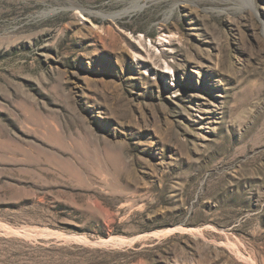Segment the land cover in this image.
Segmentation results:
<instances>
[{
  "label": "rangeland",
  "instance_id": "1",
  "mask_svg": "<svg viewBox=\"0 0 264 264\" xmlns=\"http://www.w3.org/2000/svg\"><path fill=\"white\" fill-rule=\"evenodd\" d=\"M41 229L66 264H264V0H0V237Z\"/></svg>",
  "mask_w": 264,
  "mask_h": 264
},
{
  "label": "trees",
  "instance_id": "2",
  "mask_svg": "<svg viewBox=\"0 0 264 264\" xmlns=\"http://www.w3.org/2000/svg\"><path fill=\"white\" fill-rule=\"evenodd\" d=\"M68 209L69 207H64L60 205V209ZM65 217L66 214H60ZM63 229L74 228V229H87L86 227H80L77 224L60 222ZM80 223V222H79ZM0 240H17L24 244L25 249H19L17 251H10L6 262L11 264H66L67 253L65 250L70 247H79L81 245L77 244H62L58 241L52 240H39V241H25L18 238H4L0 237Z\"/></svg>",
  "mask_w": 264,
  "mask_h": 264
},
{
  "label": "bare ground",
  "instance_id": "3",
  "mask_svg": "<svg viewBox=\"0 0 264 264\" xmlns=\"http://www.w3.org/2000/svg\"><path fill=\"white\" fill-rule=\"evenodd\" d=\"M4 227H5V229H7L8 231H12V232H19L18 230H16L15 228H10V227H8V226H6L5 224L3 225ZM17 229H20V228H17ZM180 229H183V230H189V231H192V229H188V228H180ZM25 230V229H24ZM24 230H21V231H24ZM20 231V232H21ZM30 231V230H29ZM40 231V230H39ZM174 230H169V231H161V232H157V235H167V234H170L171 232H173ZM25 232H27L26 234H28V230L27 231H25ZM32 232V231H31ZM30 232V233H31ZM43 232V231H42ZM197 232H199V233H201V231L200 230H197ZM32 234H34V233H32ZM31 234V235H32ZM29 235V234H28ZM30 236V235H29ZM78 239V238H77ZM123 239H117L116 241H122ZM123 244V243H122ZM239 254L242 256V258L244 259V260H246V261H248L250 264H256V262H255V260H254V258L252 257V256H245L244 254H242L240 251H239Z\"/></svg>",
  "mask_w": 264,
  "mask_h": 264
},
{
  "label": "water",
  "instance_id": "4",
  "mask_svg": "<svg viewBox=\"0 0 264 264\" xmlns=\"http://www.w3.org/2000/svg\"><path fill=\"white\" fill-rule=\"evenodd\" d=\"M40 231H43V232H34L35 236H37V240H52V241H58V242H63L64 240H61V239H58L54 236L55 232L54 231H51V230H44V229H41ZM30 232V231H29ZM27 232L23 231L22 232V235H25V236H28L26 234Z\"/></svg>",
  "mask_w": 264,
  "mask_h": 264
}]
</instances>
